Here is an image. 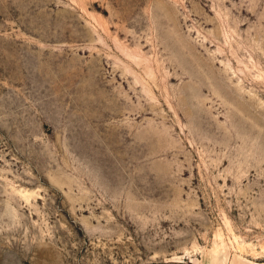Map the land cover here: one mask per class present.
I'll return each mask as SVG.
<instances>
[{"label":"rangeland","instance_id":"rangeland-1","mask_svg":"<svg viewBox=\"0 0 264 264\" xmlns=\"http://www.w3.org/2000/svg\"><path fill=\"white\" fill-rule=\"evenodd\" d=\"M0 264H264V0H0Z\"/></svg>","mask_w":264,"mask_h":264},{"label":"bare ground","instance_id":"bare-ground-1","mask_svg":"<svg viewBox=\"0 0 264 264\" xmlns=\"http://www.w3.org/2000/svg\"><path fill=\"white\" fill-rule=\"evenodd\" d=\"M215 74V73H214Z\"/></svg>","mask_w":264,"mask_h":264}]
</instances>
